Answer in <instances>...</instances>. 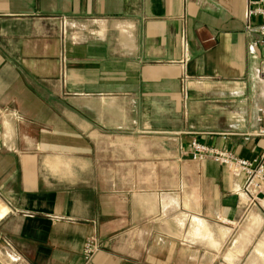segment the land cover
Listing matches in <instances>:
<instances>
[{
	"label": "crops",
	"instance_id": "0c3cea01",
	"mask_svg": "<svg viewBox=\"0 0 264 264\" xmlns=\"http://www.w3.org/2000/svg\"><path fill=\"white\" fill-rule=\"evenodd\" d=\"M248 8L0 0V264H264V199L190 148L264 156Z\"/></svg>",
	"mask_w": 264,
	"mask_h": 264
},
{
	"label": "built area",
	"instance_id": "2783aa9c",
	"mask_svg": "<svg viewBox=\"0 0 264 264\" xmlns=\"http://www.w3.org/2000/svg\"><path fill=\"white\" fill-rule=\"evenodd\" d=\"M247 17L248 24L246 29L248 31L256 29L259 34L258 39L254 42V45H261L264 48V0H249ZM251 18L259 19L256 26L251 23ZM190 148L192 158L195 160L211 158L230 169L246 175V186L254 190L256 196L264 199V156L253 160L241 159L228 151L206 146L196 140L191 142ZM95 250L96 245L94 240L88 239L83 250L85 256L90 257Z\"/></svg>",
	"mask_w": 264,
	"mask_h": 264
}]
</instances>
